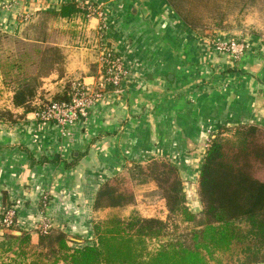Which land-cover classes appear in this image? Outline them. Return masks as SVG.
<instances>
[{
  "label": "crops",
  "instance_id": "obj_1",
  "mask_svg": "<svg viewBox=\"0 0 264 264\" xmlns=\"http://www.w3.org/2000/svg\"><path fill=\"white\" fill-rule=\"evenodd\" d=\"M70 1L0 0V29L34 41L26 22ZM76 1L106 11L105 36L130 76L122 90H104L90 114L64 131L43 125L37 111L16 123H0V206L7 191L18 225L34 242L42 226H49L91 243L102 215L95 208L97 191L125 165L165 158L186 178L199 176L209 137L226 125L264 122L260 37L252 39L237 66L184 22L167 0ZM54 18L83 27L78 39L52 43L66 55V76L58 80L53 73L56 84L69 78L95 86L101 72V18L90 16L84 24L80 15ZM67 24L58 37L66 35Z\"/></svg>",
  "mask_w": 264,
  "mask_h": 264
},
{
  "label": "trees",
  "instance_id": "obj_2",
  "mask_svg": "<svg viewBox=\"0 0 264 264\" xmlns=\"http://www.w3.org/2000/svg\"><path fill=\"white\" fill-rule=\"evenodd\" d=\"M258 1L167 0L194 31L206 27L210 20L223 19L231 9H242ZM86 10L72 0L58 11L43 12V17L65 19L87 13ZM46 27L43 24L41 28ZM43 31L45 29L35 40L45 41ZM37 52L40 55L34 73L14 79L12 103L23 110L22 118L29 112L43 110L50 102L70 101L72 97L71 86L47 104L40 106L34 102L45 77L57 73L62 78L66 73V55L60 46L49 45L38 48ZM18 61L13 60L6 75L11 76L24 68ZM0 65H3L1 61ZM3 111L0 123L19 121L12 110ZM229 128L233 130L234 139L223 136ZM32 159L35 163V158ZM155 163L165 168L170 179L160 186L170 213L166 218L136 213L110 214L95 222L96 238L91 243L78 236L71 238L67 232L49 229L41 232L34 244L31 233L18 225L16 216V223L10 229L21 231V234L0 231V264H211L210 260L217 259L215 254L224 257L217 261L218 264H224L225 260L235 264L264 263V177L261 175L264 171V122L226 125L210 137L199 172L203 220L188 232L174 234L170 228L173 216L183 215L187 220L192 216L179 171L173 163ZM49 198L44 199L47 202ZM135 202L131 174L122 171L99 187L95 208H123ZM0 207L4 211L0 218L9 209H15L7 191Z\"/></svg>",
  "mask_w": 264,
  "mask_h": 264
},
{
  "label": "rangeland",
  "instance_id": "obj_3",
  "mask_svg": "<svg viewBox=\"0 0 264 264\" xmlns=\"http://www.w3.org/2000/svg\"><path fill=\"white\" fill-rule=\"evenodd\" d=\"M79 4L87 9V13L84 12V14H79L81 16L83 24L86 23L85 20L90 16H99L101 18L99 27L97 28L99 36L97 49L99 54L101 72L97 74L98 81L93 87L100 92H102L103 89L109 90L113 87L117 90L119 88H116L112 84H107L105 87H102L99 84V82L101 81L100 78L106 70V64L102 61L103 52L105 50L113 48L116 52V55L121 57V55H119L116 51V48L113 45L114 43L110 40V37L107 38L105 36V30L109 26L106 15L107 13L101 7V9L97 8L95 4H89L87 6L84 1H80ZM39 16L36 15L35 18H30L29 21L26 22L33 27L32 29H30L32 35L33 31L38 32L34 35L36 36L34 37V41L24 40L19 33L10 34L0 29V61L3 64L2 66L0 65V115L4 113L3 110L7 109L15 112V114L19 116V120L23 119L21 116L23 113H20L23 110L20 109L21 111H17L18 108H15L12 103L13 86L15 85L14 79L17 78V76L34 73L36 68L35 65L40 55L39 52H37V49L53 45L52 43L54 42L59 43L62 40L72 42L73 40L78 39L77 35L79 34V31H83V27L80 28L81 24L79 23L67 24L64 21H59L58 19L54 18V16H44V20L43 16ZM212 21L213 22H211L210 20L209 24L206 27H202L201 30H195L198 35L206 37L209 42L222 37L235 38L239 41L246 40L249 44L255 37H260L262 40H264V0H259L257 3L251 4L242 9H231L226 12V15L223 17V19L217 18ZM43 24L47 25L46 28H43L45 29V31H43L45 33V41H37L35 39L37 38L39 32L43 30L41 28ZM66 24L70 26L68 28V32L65 36L63 35L62 38L58 37L60 36L59 30L62 28L61 26H64ZM39 37L41 36L39 35ZM61 48L63 49L62 46ZM223 55H226L228 58L230 57V55L227 54ZM14 59L19 60L18 62L24 68L21 71L14 72L11 76H8L5 72L9 70V66L13 63ZM230 59L234 62V65L237 64V66L241 61H234L231 57ZM122 60L124 61L123 58ZM52 75L43 79L42 87L39 89V93L34 99V102L36 104H40V106L43 104H47L48 102L53 100L56 94L63 92L65 89L69 90L73 82L80 81L76 79L72 80L69 78H65L62 82L56 84L57 80L54 79L55 77H52ZM56 75L58 76L57 73ZM65 76L66 75H64V77ZM57 79L60 80V77H58ZM125 79L127 78L123 79V83ZM120 90H122V88H120ZM223 136L228 137L229 139H234L233 130L230 128L225 130ZM208 139L210 141V137ZM162 161L171 164L173 163L169 159L157 158L149 159V161H145L143 163L134 162L125 165L120 172L124 171L131 174L132 184L134 186L136 195L135 204L123 208H103L101 209L102 215H98L97 220H101L106 216H109L110 214L127 216L132 213H136L141 216H157L166 218V216L170 213L168 212L166 201L163 197V189L160 186H162V184L165 185L164 183L166 182H170V179L164 171L165 168H159L155 163ZM176 167L183 182L187 206L192 213L190 220H187L183 215H175L170 219V228L173 229L172 233L182 234L190 231L191 228L201 224L203 220V203L201 202L199 193V176L195 175L189 178V180L184 176V174H181L178 166ZM261 175H263L264 177V171ZM3 212L4 211L2 207H0V215ZM0 231L10 232L11 229L3 227L0 229ZM41 232L43 231L40 230V233ZM32 242L34 244H37V242H34L33 240ZM214 258L217 259H215V261L210 260L211 264H218V260L224 259L223 256L216 257V254ZM224 264H235V262L225 260Z\"/></svg>",
  "mask_w": 264,
  "mask_h": 264
},
{
  "label": "built area",
  "instance_id": "obj_4",
  "mask_svg": "<svg viewBox=\"0 0 264 264\" xmlns=\"http://www.w3.org/2000/svg\"><path fill=\"white\" fill-rule=\"evenodd\" d=\"M210 43L217 52L230 55L234 61L242 60L250 46L246 40L239 41L230 37H222ZM102 61L106 64V70L102 74L99 84L102 87L112 84L116 88H122L123 79L130 76V72L122 57L117 56L115 50L111 48L103 52ZM104 90L100 92L94 89L93 86L81 81L73 82L71 100L50 102L43 110L37 112L38 120L43 125L55 124L64 131L69 126L74 125L80 118L87 117L90 114L95 101L102 96ZM16 216V210L9 209L0 218V229L3 227L10 228L14 225ZM48 227L42 226L41 230L47 232L49 230Z\"/></svg>",
  "mask_w": 264,
  "mask_h": 264
},
{
  "label": "water",
  "instance_id": "obj_5",
  "mask_svg": "<svg viewBox=\"0 0 264 264\" xmlns=\"http://www.w3.org/2000/svg\"><path fill=\"white\" fill-rule=\"evenodd\" d=\"M10 232L17 235L21 234V231H17V230H11Z\"/></svg>",
  "mask_w": 264,
  "mask_h": 264
}]
</instances>
